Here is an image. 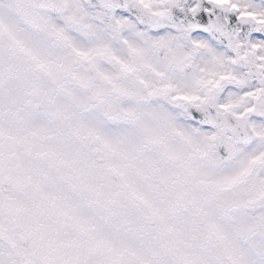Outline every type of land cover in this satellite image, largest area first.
I'll use <instances>...</instances> for the list:
<instances>
[{"label": "snow or ice", "instance_id": "1", "mask_svg": "<svg viewBox=\"0 0 264 264\" xmlns=\"http://www.w3.org/2000/svg\"><path fill=\"white\" fill-rule=\"evenodd\" d=\"M0 264H264V0H0Z\"/></svg>", "mask_w": 264, "mask_h": 264}]
</instances>
